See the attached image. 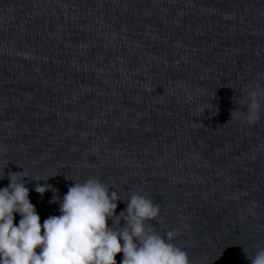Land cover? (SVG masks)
<instances>
[{
  "label": "water",
  "instance_id": "1",
  "mask_svg": "<svg viewBox=\"0 0 264 264\" xmlns=\"http://www.w3.org/2000/svg\"><path fill=\"white\" fill-rule=\"evenodd\" d=\"M12 172L41 223L58 204L36 184L62 197L95 178L117 214L134 193L158 205L147 223L176 231L190 264H251L264 248V0H0V187Z\"/></svg>",
  "mask_w": 264,
  "mask_h": 264
},
{
  "label": "clouds",
  "instance_id": "2",
  "mask_svg": "<svg viewBox=\"0 0 264 264\" xmlns=\"http://www.w3.org/2000/svg\"><path fill=\"white\" fill-rule=\"evenodd\" d=\"M257 96L250 91L249 120L256 116ZM17 173H8L9 183L0 187V264H117L118 253L119 264H190L172 243L176 231L161 235L147 223L159 217L160 208L146 195L132 194L117 214V192L95 178L74 182L62 197L52 185L38 183L32 190L41 196L51 191L49 203L58 204L59 212L41 223L26 175ZM249 258L264 264V248Z\"/></svg>",
  "mask_w": 264,
  "mask_h": 264
}]
</instances>
